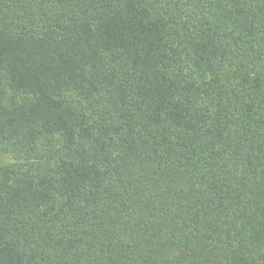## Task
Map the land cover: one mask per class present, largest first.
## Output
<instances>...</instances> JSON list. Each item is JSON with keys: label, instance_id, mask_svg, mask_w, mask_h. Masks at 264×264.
Returning a JSON list of instances; mask_svg holds the SVG:
<instances>
[{"label": "trees", "instance_id": "16d2710c", "mask_svg": "<svg viewBox=\"0 0 264 264\" xmlns=\"http://www.w3.org/2000/svg\"><path fill=\"white\" fill-rule=\"evenodd\" d=\"M0 264H264V0H0Z\"/></svg>", "mask_w": 264, "mask_h": 264}, {"label": "rangeland", "instance_id": "374dc122", "mask_svg": "<svg viewBox=\"0 0 264 264\" xmlns=\"http://www.w3.org/2000/svg\"><path fill=\"white\" fill-rule=\"evenodd\" d=\"M11 155L9 152H5L2 148H0V162H2L4 159L10 158Z\"/></svg>", "mask_w": 264, "mask_h": 264}]
</instances>
